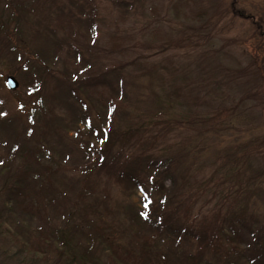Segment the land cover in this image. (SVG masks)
Segmentation results:
<instances>
[{
  "label": "rangeland",
  "instance_id": "374dc122",
  "mask_svg": "<svg viewBox=\"0 0 264 264\" xmlns=\"http://www.w3.org/2000/svg\"><path fill=\"white\" fill-rule=\"evenodd\" d=\"M17 1L23 4H20L23 9L11 6L17 3L16 0H0V23L3 25L0 31L5 38L9 34L14 46H18L20 51L15 53V49H11L12 42L8 38L9 47L6 49L3 46L0 49V118L17 116L16 131L27 129L29 135L31 130L26 124L28 115L36 116L39 126L35 127L34 135L29 139L30 144H25V147L33 149L35 145H41L48 148L49 153H45L42 163L53 169H66L48 182L53 195L59 196L66 192L65 201L56 203L53 209H46L48 223L59 225L65 221H87L89 227L99 224L123 247H135L141 241V236H151L152 231L134 215L140 216V212H149L157 207L161 213V206L168 202L170 204L173 201L171 197L177 193L186 191L187 196L193 195L196 187L190 192L185 183L190 181L193 186L196 182L192 181V177L199 172L208 181L209 187L203 190L197 200L191 198L194 207L189 213V220L200 216L215 223H223L227 218V208L232 207L234 212H243L248 228L243 230L242 238L247 244H251L255 237L264 232V0H117L123 3L122 11H116L114 15H110L111 4L108 0H97L95 15L99 17L95 20L98 27L94 28V24L91 26L92 23L87 19L75 21L69 27L72 31L70 37L67 35L66 24L59 23L63 17H59L58 11H52L51 8L43 11L37 5L35 12L34 3L37 0ZM38 1L41 4L50 0ZM10 17L16 18L14 23L6 22ZM42 17L48 25L54 27L52 33L55 38L49 36L51 39L48 40L45 35L41 39L35 36L38 23H45V20L41 21ZM116 19L122 21H118L119 29L125 34L122 33L123 37L130 38L128 43L132 42L131 48L138 45L137 49L130 50L129 56L141 55L147 63L140 62L133 69L125 67L120 71L119 76L126 85V94L125 104L122 105L124 111H121L115 135L129 128L147 130V124H157V117L173 122V130L165 135L167 144L158 146L157 155L151 158L160 171L167 173L163 174L164 178L159 181L157 179L163 187L162 192L150 188L136 190L126 184L114 185L104 174L94 175L90 184L95 185L100 196L104 195L102 191H106L107 197H101L104 204L100 202L94 214L87 213L81 219L84 213L80 209L93 206L94 201L89 199L88 202L80 203L77 200L78 184L75 180L72 189L69 183V178L77 176V172H68L67 168H79L87 162L86 158L84 160L85 151L77 150V142H94L95 138L86 133L83 124L77 125L78 128H74L76 130L67 129L64 121L68 118L58 103L59 92V96L53 98L56 91L54 77H60L70 84L68 75L76 69L73 62L64 57V53L71 46L79 49L83 59L79 69L84 65L87 69L86 64H90V73L95 75L115 62L125 61L127 55L124 57L121 52L117 55L111 50L113 46L110 38L114 30L110 21ZM93 29L95 33L91 35ZM57 36L65 39L64 42H57L58 48L53 44ZM179 47H184V51L181 52ZM188 48H191L190 52ZM211 50L214 53L208 52ZM14 54L29 59L27 62L31 66L44 62L42 67H48L53 72L47 76L40 92L43 101L37 103V99L31 98L26 87H23L18 75L19 63L15 61ZM163 63L189 71L185 75L170 72L160 77L163 73L159 69ZM238 71L246 75L234 83ZM7 77L14 78L18 83L15 91L6 88ZM224 79L229 84L217 86L216 82ZM205 82L212 85L209 91L214 90L212 93L215 100L208 101L202 108L194 109V112L189 111L184 99L186 96L191 99L192 96L204 97L200 95L202 92L193 90L181 98L171 95V84L180 83L179 86L184 87L189 83L197 86ZM77 95L85 103L88 116L96 129L99 117L105 111L104 101L100 104L104 98L102 93L85 94L80 89ZM234 97L242 101L237 112L231 108ZM217 104L223 108L216 109ZM179 105H184V108ZM46 108L52 110L51 115L46 113ZM44 114L46 116L42 118ZM41 122L45 127H52L44 141L41 138ZM148 132L157 135L154 130ZM0 135L6 137L7 133L1 131ZM141 136L146 138L147 134L142 133ZM128 148L129 144L119 143L109 158L117 156L119 150L126 157L131 154ZM4 151L6 148L0 146L2 158L7 155ZM230 167L240 172L233 175ZM241 188L245 196L240 199L224 191L236 192ZM226 196L228 199H225ZM105 204L107 206L104 211ZM3 205L4 197L0 191V264H29L27 256L18 245L11 242L6 233L14 232L17 226L24 228L28 225L31 229L35 226L34 222L29 224L28 217L18 209L10 207L7 211ZM75 207L77 209H73ZM154 246L159 251V261H152L151 264H162L163 257L183 264L181 260L185 250L178 241L173 242L164 237L151 247ZM188 248L186 245V251ZM154 252L157 251L152 250V254ZM203 262L223 264L208 255L204 256ZM35 264L57 263L54 259H48Z\"/></svg>",
  "mask_w": 264,
  "mask_h": 264
},
{
  "label": "trees",
  "instance_id": "16d2710c",
  "mask_svg": "<svg viewBox=\"0 0 264 264\" xmlns=\"http://www.w3.org/2000/svg\"><path fill=\"white\" fill-rule=\"evenodd\" d=\"M11 1L9 0V2ZM16 2L11 4V6L23 9L20 6V1L16 0ZM108 2L111 4L110 15H114L116 11H122V2L117 0H111V2L108 0ZM37 5L43 11L49 8L52 11H58L59 17H63L59 23L66 24L68 36L70 33L72 34L69 28L72 23L81 19H87L88 22L92 23L91 26L94 24V28L98 27L95 20V18L98 19L99 17L95 15L97 0H50L41 4L37 0L36 4L34 3L35 12H37ZM64 18H66L67 22ZM120 19L110 21V25L114 30L112 38H110L113 46L111 50L116 52L117 55L118 52H121L124 57L127 55L125 61L115 62L103 72L95 75L90 73L92 72L90 64H86L88 65L87 69L85 65L79 69L83 59L79 49L71 46L64 53V57L68 61L71 60L73 67L76 69L75 72H70L68 75L70 84L60 77H54L56 91L53 94V98H57L60 94L58 103H60V107L67 114L68 119L64 121L67 129L76 130L78 128L77 125L83 124V128L87 131L86 133L95 138L94 142L85 143L84 140L77 142L79 147L77 150L85 151L84 160L86 158L87 162L79 168L77 166L67 168L68 172L71 170L77 172V176L73 175L72 179L69 178L72 189H74L75 180L78 184V187H76L79 189L78 194H76L77 200L80 203L88 202L89 199L94 201L93 206L88 205L87 209H80V212L84 213L81 219L85 218L87 213L96 212L97 205L100 202L104 204V200L101 197L103 196L104 199L107 197L106 191H102L104 195L100 196V193L94 188L95 185L90 184L94 175L104 174L106 179L111 180L114 185L126 184L136 190L144 191L145 188H150L151 190L156 189L158 192H162L163 187L158 181L160 178H164L163 174L167 173L164 170L160 171L151 158L157 155L158 146L167 144L165 135L173 130V122L157 117L155 119L157 124L154 125L152 122L147 124V130L138 127L129 128L127 131L115 135V127L120 120L126 94V85L119 76L121 74L120 71L126 69L125 67L133 69L138 63L146 62L143 61L146 59L141 55L129 56L130 50L137 49L138 45L135 44L131 48L130 43L132 42L128 43L130 38L122 36L123 32L121 33L119 29V22H122ZM15 20L16 18L10 17L6 22L14 23ZM44 20L42 17L41 21L43 22ZM1 26L3 25L0 23V30H3ZM50 27L51 25H48L46 20L43 25L38 23L35 36L37 35L41 39L45 35L48 40L51 39L49 36L55 38L52 33L53 26ZM94 33L95 29H93L91 35ZM123 35L125 34L123 33ZM6 38L12 42L9 34ZM6 38L0 31V49L3 46L6 49L9 47V41ZM58 38L57 36V39L53 40V44L57 48L59 47L57 42L65 41L63 38ZM11 49H15V53H20L19 47L14 46L13 42ZM178 49L181 52L184 51V47H179ZM188 51L190 52L191 48H188ZM208 52L214 53L212 50ZM37 54H39L38 51ZM39 57L40 59L43 58L42 56ZM15 59L19 63V79L23 87H26L28 95L37 99V103L43 101L40 92L47 76H51L50 74L53 72L48 67H42L44 62L35 63L34 66H31L27 62L29 59L20 56H16ZM77 69L79 70L77 71ZM159 71L163 73V75H160L162 77L170 72L185 75L189 70L175 67L170 63H163ZM245 75L238 71L234 76V83L245 78ZM207 83L197 86L195 83H189L184 87L179 86V84H171L170 88L173 93L171 95L181 98L193 90L202 92L200 95L205 98L192 96L191 99L186 96L184 99L189 111L194 112V109H200L203 104L205 105L208 101L212 102L215 100L212 93L214 90L211 89L209 91L212 85ZM225 83L227 85L229 81L224 79V81L216 82L217 86L220 87ZM80 89H83L85 94L87 92L94 95L98 92L102 93L104 97L100 104L102 105L104 101L105 111L99 117L96 129L88 116V109L85 103L77 95V91ZM183 91L184 93L180 95ZM200 98H204L203 100L206 102L204 103ZM233 101L231 108L237 112V109L241 108L242 101L237 97H234ZM179 106L184 108V105ZM218 108L223 107L217 104L216 109ZM45 111L50 115L52 113V110L48 108ZM45 116L44 114L42 118ZM16 117L5 116L0 118V133L1 131L2 133L3 131L7 133L6 137L0 135V146L6 148L4 152H7L5 157H0V191L3 193L5 210L9 211L10 207H15L20 213L28 217L29 224L34 222L35 226H32L31 229L28 225H25L24 228L17 226L14 232L6 233L11 242L18 245L21 252L27 256V263L35 264L37 261L44 262L48 259H54L57 264H151L152 261H159L157 247L151 246L165 237L173 242L178 241L179 245L183 246L185 250L181 260L183 264H206L203 262L205 255L212 259H217L223 264H264V232L255 237L251 244H247L242 238L243 230L248 228L246 220L242 216L243 212H240V214L234 212L231 205H229L228 207L231 208H227V218H225L223 223H215L200 216L191 220L188 219L191 208L194 207L191 198L197 200L203 194V190L209 187L208 181H205L206 179L201 177L199 172L192 177V181L196 182L193 183V186L190 181L185 183L190 188V192L196 187V192L193 195L187 196L186 191L177 193L171 197L173 201L170 204L168 202L161 206V213L160 208L157 207L153 210L150 209L149 212H140V216L134 215L136 219L140 218L144 221L148 225V229L152 231L151 236H141V241L137 242L135 247H123L111 234L105 232L104 228L99 224H92L89 227L86 225L87 221L84 223L80 221L65 223V221L59 223V225H55L52 222L48 223L46 221V216L48 215L46 209H53L56 203L66 200V192L63 193L64 195L62 193L59 196L53 195L50 188L51 185L49 186L48 182L66 169L61 167L53 169L42 163L45 153H49L48 148L41 145H35L33 149L25 147V144H30L29 139L34 135L35 127L38 128L39 126L37 117L28 115L26 124L28 123L27 125L31 130L29 135L27 134L29 132L27 129L16 131V127H18V118ZM40 126H43L41 138L44 141L49 136V128L52 129V127H45L43 122H41ZM76 126L77 128L74 129ZM151 130H154L157 135L150 134L148 131ZM142 133H146L148 138H142ZM10 140L12 141L10 142ZM119 143H123V145L129 144L128 149L131 154H127L125 157L120 154L123 150L121 148V152L119 150L117 156L109 158V155ZM97 146H99V149H97ZM230 169L233 175L240 172L234 167H230ZM218 190H220V187ZM224 191L231 197H234L233 195L239 197L238 199L245 196L243 188L236 192ZM72 193L74 194L75 192ZM36 195L37 199H35ZM225 199H228V197L226 196ZM106 206L107 204L104 205V211ZM186 245L190 248L187 251ZM152 250L157 252L152 254ZM161 261L162 264H177L169 257H163Z\"/></svg>",
  "mask_w": 264,
  "mask_h": 264
},
{
  "label": "water",
  "instance_id": "95a60500",
  "mask_svg": "<svg viewBox=\"0 0 264 264\" xmlns=\"http://www.w3.org/2000/svg\"><path fill=\"white\" fill-rule=\"evenodd\" d=\"M6 86L9 90L15 91L18 88V83L16 82L14 78L8 77L6 79Z\"/></svg>",
  "mask_w": 264,
  "mask_h": 264
}]
</instances>
